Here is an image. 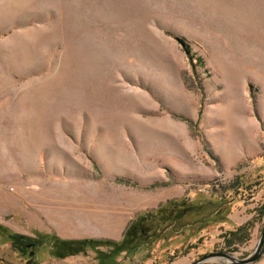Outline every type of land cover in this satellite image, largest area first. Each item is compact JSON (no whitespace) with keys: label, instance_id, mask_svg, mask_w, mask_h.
Returning <instances> with one entry per match:
<instances>
[{"label":"rangeland","instance_id":"rangeland-1","mask_svg":"<svg viewBox=\"0 0 264 264\" xmlns=\"http://www.w3.org/2000/svg\"><path fill=\"white\" fill-rule=\"evenodd\" d=\"M222 195L227 223L80 243ZM263 209L264 0H0V264L242 259Z\"/></svg>","mask_w":264,"mask_h":264},{"label":"trees","instance_id":"trees-1","mask_svg":"<svg viewBox=\"0 0 264 264\" xmlns=\"http://www.w3.org/2000/svg\"><path fill=\"white\" fill-rule=\"evenodd\" d=\"M236 195L237 194H235V196ZM234 199L235 198L233 196L228 197L226 195H222L219 197H214V199H208L205 203L196 202L195 204H192L186 208H182L181 211L175 210L171 212H167L168 207L174 205L172 208H178L179 201L176 200L168 202L160 206L158 209L150 211L148 214L139 215L127 228L123 238L118 242L107 240H83L80 241V243L84 245L92 243H104L112 245L116 251L131 250L133 253L141 247L143 240L148 237L146 234L147 230L145 231L147 227L154 228L155 231H153L154 233L151 236L153 239L159 240L163 236L166 237L167 234L165 233L172 229V226L176 224L179 217L181 218L179 221L180 226L187 227L193 225V227L197 228V232L208 226L229 222L228 215L231 211ZM186 214L198 216H196V219L192 220L191 222L189 221L188 223ZM182 220H184V222H182ZM169 224L172 225L169 226ZM246 228L247 225H242L237 227L234 232H229L227 234L233 237V239H243L247 235ZM8 238L11 239L14 247L16 246L15 240L25 239L24 237L16 234H11ZM64 242H66V244L79 243L78 241Z\"/></svg>","mask_w":264,"mask_h":264},{"label":"water","instance_id":"water-1","mask_svg":"<svg viewBox=\"0 0 264 264\" xmlns=\"http://www.w3.org/2000/svg\"><path fill=\"white\" fill-rule=\"evenodd\" d=\"M263 253H264V223L260 231V235H259L256 248L246 258L240 259L234 256L233 254L227 253V252H214V253L203 255L199 259L189 264H203L209 260H214V259L220 260L227 264H250L260 259Z\"/></svg>","mask_w":264,"mask_h":264},{"label":"bare ground","instance_id":"bare-ground-1","mask_svg":"<svg viewBox=\"0 0 264 264\" xmlns=\"http://www.w3.org/2000/svg\"><path fill=\"white\" fill-rule=\"evenodd\" d=\"M88 223V222H87Z\"/></svg>","mask_w":264,"mask_h":264}]
</instances>
